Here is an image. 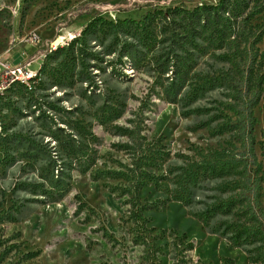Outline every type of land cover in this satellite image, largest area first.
I'll use <instances>...</instances> for the list:
<instances>
[{
  "label": "rangeland",
  "instance_id": "obj_1",
  "mask_svg": "<svg viewBox=\"0 0 264 264\" xmlns=\"http://www.w3.org/2000/svg\"><path fill=\"white\" fill-rule=\"evenodd\" d=\"M216 1L0 0V83L42 64L29 89L14 85L0 97L1 120L32 144L27 164L15 162L0 178V264H264V78L249 115L243 72L224 48L206 43V26L184 16L176 31L189 38L176 49L188 57L187 74L176 94L165 88L170 69L156 75V53L170 43L161 22L141 68L92 60L97 65L63 78L58 58H44L94 14L137 20L157 7ZM260 2L240 44L248 53L264 51V33L248 45L264 25ZM87 69L92 82L81 80ZM69 134L89 139V167L67 165L70 188L61 198L10 191L46 174ZM30 250L37 255L27 258Z\"/></svg>",
  "mask_w": 264,
  "mask_h": 264
},
{
  "label": "trees",
  "instance_id": "obj_2",
  "mask_svg": "<svg viewBox=\"0 0 264 264\" xmlns=\"http://www.w3.org/2000/svg\"><path fill=\"white\" fill-rule=\"evenodd\" d=\"M264 0H262L263 2ZM252 2V5L249 3ZM260 0H217L215 3L198 4L190 9L173 7H157L152 10H147L142 14L140 19L130 17L111 18L103 17L99 14H94L90 19L80 27L78 32L62 44H57L55 47L48 49L44 53V58L57 59L59 69H61V77L71 78L75 67H79V72L82 68L95 66L100 61L108 63L109 61L118 60L123 64L128 63L132 67L141 68L149 51L154 44L160 39L156 31V26L161 22L163 32H167L169 44L164 50L158 51L157 61L155 66L156 75L160 76L163 71L170 69L169 82L165 87L167 93L176 94L177 91L185 84L187 68L185 61L188 59L186 55H181L178 51L179 42L185 41L187 35H181L176 31V22L179 17L184 16L193 22L206 26L211 33L206 37V43L217 44L216 47L224 48L223 57L231 60L238 69H241L244 76V83L239 89H243L247 94V113L251 115V108L256 105L260 99L259 91L264 78V69L259 70V62L263 58L264 51H257V47L251 52L244 51L240 46L241 42L248 40L250 32L247 30L248 21L263 11L260 6ZM218 18L219 24H216ZM201 25V26H202ZM264 33V25L259 29L258 33L252 35L248 41L249 47L254 45L261 35ZM183 36V37H182ZM187 38H189L187 36ZM192 38V37H190ZM151 44V45H150ZM150 45V46H149ZM213 47V46H211ZM199 53H203L207 49L206 44H198ZM115 53L114 57L106 55ZM160 55L163 57L160 59ZM159 58V59H158ZM92 60H95L93 62ZM264 63V60L263 62ZM85 65V66H83ZM254 66V67H253ZM259 66V67H258ZM42 64H38L35 71L29 74L25 79H18L9 76L5 79L0 90V97L6 92L13 89V86H20L25 91L30 88L28 81L34 82L35 74L41 71ZM103 69L101 65L97 66ZM122 73V72H121ZM92 74L89 69L84 73L85 77L81 80L92 82ZM124 73H122V76ZM89 78V79H88ZM199 83L202 87L207 83L204 79ZM250 83V84H249ZM191 93V92H190ZM1 117V114H0ZM83 129V127H82ZM250 126L248 127V131ZM77 135L88 136L87 131L75 132ZM84 133H87L86 135ZM69 134V140H64L61 145L63 156L58 158V154L53 156V164L48 167L46 174H36L39 179H28L16 182L15 186H11L10 191L15 192L19 188L25 192L34 195H42L43 197L58 199L65 194L69 186L71 174L67 169V165L76 164L82 172L86 171L89 163L84 156V147L86 142ZM31 140L25 137L18 131L12 130L6 126L0 118V178L7 174L10 165L18 161H23L26 165L32 154H30ZM58 161V162H56ZM53 165V166H52ZM56 173H53V170ZM115 172V171H114ZM137 179L132 181L135 184L134 190H138ZM38 250L26 251L24 254L27 258L37 255Z\"/></svg>",
  "mask_w": 264,
  "mask_h": 264
},
{
  "label": "built area",
  "instance_id": "obj_3",
  "mask_svg": "<svg viewBox=\"0 0 264 264\" xmlns=\"http://www.w3.org/2000/svg\"><path fill=\"white\" fill-rule=\"evenodd\" d=\"M27 36H28L27 40H28L31 44H37V43L39 42V38H38V36H36L35 34L30 33V34L27 35ZM28 62H29V61H28ZM28 62H27V64H28ZM17 70H18V69H17ZM31 73H33V72L29 71V72L25 73V77H27V76H28L29 74H31ZM8 75H24V74H20L19 71H18V73H16L15 71H12V73H9ZM8 75H6V76H8ZM3 83H4V82H1V83H0V86H2Z\"/></svg>",
  "mask_w": 264,
  "mask_h": 264
},
{
  "label": "bare ground",
  "instance_id": "obj_4",
  "mask_svg": "<svg viewBox=\"0 0 264 264\" xmlns=\"http://www.w3.org/2000/svg\"><path fill=\"white\" fill-rule=\"evenodd\" d=\"M9 76H14V75H9ZM25 76V75H24Z\"/></svg>",
  "mask_w": 264,
  "mask_h": 264
}]
</instances>
